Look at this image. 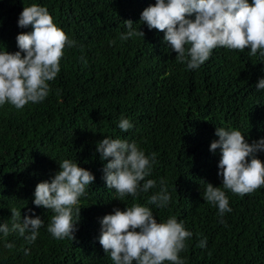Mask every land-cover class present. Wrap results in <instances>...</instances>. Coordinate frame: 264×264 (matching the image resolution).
<instances>
[{"label": "trees", "instance_id": "obj_1", "mask_svg": "<svg viewBox=\"0 0 264 264\" xmlns=\"http://www.w3.org/2000/svg\"><path fill=\"white\" fill-rule=\"evenodd\" d=\"M33 3L46 7L76 44L64 49L43 102L19 110L0 106V223L11 227L13 207L21 219L34 213L45 222L32 243L15 232L0 233V264H113L99 243L100 220L114 208L146 205L161 179L170 203L147 206L158 221L174 215L193 233L180 253L185 264H264V188L243 196L223 189L232 209L223 217L203 199L205 183L222 187L220 150H209L216 128L238 130L249 143L264 138V90L255 87L264 79V58L250 49L217 47L199 68L188 69L164 33L140 21L155 0H0V52L19 50L16 36L32 29L17 21ZM125 20L144 37L121 40ZM122 118L133 124L127 132L118 128ZM104 137L136 142L146 155L155 152L146 179L157 187L123 199L106 188L107 161L96 150ZM257 157L264 161V152ZM65 159L95 177L80 198L74 241L54 239L47 231L54 213L33 204L36 185L50 181ZM205 238L206 246L198 247Z\"/></svg>", "mask_w": 264, "mask_h": 264}, {"label": "clouds", "instance_id": "obj_2", "mask_svg": "<svg viewBox=\"0 0 264 264\" xmlns=\"http://www.w3.org/2000/svg\"><path fill=\"white\" fill-rule=\"evenodd\" d=\"M140 21L149 30L163 32V40L176 53V60L186 63L188 69L199 68L217 47L240 52L250 49L251 56L264 58V0H155L142 11ZM17 23L32 30L16 36L18 51L0 52V106L10 104L19 110L29 103L43 102L49 95L48 82L60 72L64 49L75 46L76 41L54 23L46 7L35 3L23 7ZM124 24L127 31L121 40L144 37V32L133 28V21L125 20ZM255 87L264 90V79ZM132 127L127 118L119 121L123 132ZM215 135L218 139L210 143L209 150H220L217 175L222 177V187L204 182L203 199L216 206L223 217L232 210L223 189L243 196L264 188V161L257 157L264 152V138L249 143L240 131L223 127L216 128ZM96 150L107 161L102 170L106 188L114 189L120 199L136 198L157 187L156 180L146 179L156 163L155 152L146 155L136 142L108 137L98 142ZM94 180L89 170L65 159L50 181L36 185L33 204L54 213L47 226L54 239L75 240L80 198ZM159 184V191L148 197L146 205L134 202L124 210L114 208L100 220L99 243L113 264H185L180 253L186 250V241L193 233L174 215L158 221L147 206L165 208L170 203L165 180ZM10 212L11 227L0 223V233L7 237L15 232L28 243L35 242L44 220L34 213L21 219V211L15 207ZM205 246L206 238L198 247ZM5 247L14 245L6 243Z\"/></svg>", "mask_w": 264, "mask_h": 264}]
</instances>
